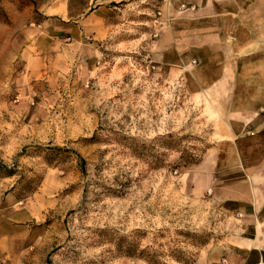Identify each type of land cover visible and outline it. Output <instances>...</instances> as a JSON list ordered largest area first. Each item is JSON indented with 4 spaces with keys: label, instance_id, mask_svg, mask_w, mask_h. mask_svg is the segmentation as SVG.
<instances>
[{
    "label": "rangeland",
    "instance_id": "1",
    "mask_svg": "<svg viewBox=\"0 0 264 264\" xmlns=\"http://www.w3.org/2000/svg\"><path fill=\"white\" fill-rule=\"evenodd\" d=\"M238 1L117 2L77 27L0 0V264H197L224 247L233 218L187 178L264 115V0Z\"/></svg>",
    "mask_w": 264,
    "mask_h": 264
},
{
    "label": "crops",
    "instance_id": "2",
    "mask_svg": "<svg viewBox=\"0 0 264 264\" xmlns=\"http://www.w3.org/2000/svg\"><path fill=\"white\" fill-rule=\"evenodd\" d=\"M33 1L37 7L57 8L52 16L76 19L78 27L113 3L132 4L139 0ZM185 1L195 8L208 5V0ZM222 2L224 6L240 5L238 0ZM258 118H264V115L255 113L241 118L242 126L250 128V136L220 137L221 141L208 147L192 165V174L187 178L191 189L208 193L211 200L225 208V214L233 218V232L225 239L224 247L202 255L197 264H264V125L256 121ZM9 239L6 227L4 231L0 229V253H4L2 248Z\"/></svg>",
    "mask_w": 264,
    "mask_h": 264
}]
</instances>
